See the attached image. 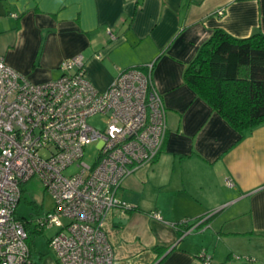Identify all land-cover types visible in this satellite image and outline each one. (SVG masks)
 <instances>
[{
	"label": "crops",
	"instance_id": "obj_1",
	"mask_svg": "<svg viewBox=\"0 0 264 264\" xmlns=\"http://www.w3.org/2000/svg\"><path fill=\"white\" fill-rule=\"evenodd\" d=\"M215 28L264 34V0H0V55L32 82L57 78L59 63L81 53L105 90L123 69L155 60L166 139L119 189L134 209L104 218L115 264H205L202 248L210 264H264V123L239 134L183 80ZM213 213L201 228L175 225ZM37 235L32 264H59L49 238L36 253Z\"/></svg>",
	"mask_w": 264,
	"mask_h": 264
},
{
	"label": "built area",
	"instance_id": "obj_2",
	"mask_svg": "<svg viewBox=\"0 0 264 264\" xmlns=\"http://www.w3.org/2000/svg\"><path fill=\"white\" fill-rule=\"evenodd\" d=\"M58 68L57 78L36 83L0 55V264H32L29 226L57 228L47 244L59 264H115L104 218L113 208L126 211L120 187L155 159L165 140L166 110L151 63L123 69L105 90L88 78L81 53ZM98 114L106 117L104 127L88 121ZM34 176L54 206L20 218L22 185ZM199 256L210 264L203 248Z\"/></svg>",
	"mask_w": 264,
	"mask_h": 264
},
{
	"label": "trees",
	"instance_id": "obj_3",
	"mask_svg": "<svg viewBox=\"0 0 264 264\" xmlns=\"http://www.w3.org/2000/svg\"><path fill=\"white\" fill-rule=\"evenodd\" d=\"M149 63L153 68L155 60L131 67L145 69ZM183 80L213 111L244 135L264 123V34L255 32L238 38L215 28L186 65ZM131 209L134 207L129 204L126 210ZM214 214L175 225L181 232L201 228ZM28 232L31 250V235L39 232L30 226Z\"/></svg>",
	"mask_w": 264,
	"mask_h": 264
},
{
	"label": "rangeland",
	"instance_id": "obj_4",
	"mask_svg": "<svg viewBox=\"0 0 264 264\" xmlns=\"http://www.w3.org/2000/svg\"><path fill=\"white\" fill-rule=\"evenodd\" d=\"M88 121L96 127H104L106 117L104 115H94ZM95 145H90L86 148L85 159L92 162ZM69 170H65V173ZM22 199L19 202L16 212L19 216L24 218H32L51 210L54 206V201L48 192L44 191L40 180L34 176L23 185ZM56 227H47L39 232L35 238L36 253H47L48 248L46 240L55 233ZM36 256L38 254H35Z\"/></svg>",
	"mask_w": 264,
	"mask_h": 264
},
{
	"label": "water",
	"instance_id": "obj_5",
	"mask_svg": "<svg viewBox=\"0 0 264 264\" xmlns=\"http://www.w3.org/2000/svg\"><path fill=\"white\" fill-rule=\"evenodd\" d=\"M207 218V217H206Z\"/></svg>",
	"mask_w": 264,
	"mask_h": 264
}]
</instances>
